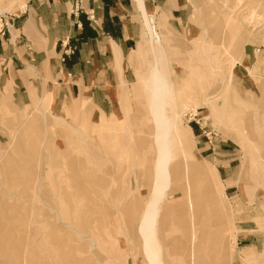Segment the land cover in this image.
<instances>
[{"label": "rangeland", "instance_id": "rangeland-1", "mask_svg": "<svg viewBox=\"0 0 264 264\" xmlns=\"http://www.w3.org/2000/svg\"><path fill=\"white\" fill-rule=\"evenodd\" d=\"M183 6L182 24L138 9L105 112L0 68V264H264V0Z\"/></svg>", "mask_w": 264, "mask_h": 264}, {"label": "crops", "instance_id": "crops-1", "mask_svg": "<svg viewBox=\"0 0 264 264\" xmlns=\"http://www.w3.org/2000/svg\"><path fill=\"white\" fill-rule=\"evenodd\" d=\"M12 1L19 9L18 34L7 40L0 37V68L14 72V84L22 83L21 76L28 71L45 70L53 82L44 89L43 98L49 101L52 94L56 105L72 99L64 103V112L84 96L103 112L111 104L106 91L114 89L108 85L110 79L117 71L126 79L131 72L129 56L141 37L138 9L146 8L179 24L184 20L183 0ZM26 79L32 83L30 76ZM8 82L4 99L11 96Z\"/></svg>", "mask_w": 264, "mask_h": 264}, {"label": "bare ground", "instance_id": "bare-ground-1", "mask_svg": "<svg viewBox=\"0 0 264 264\" xmlns=\"http://www.w3.org/2000/svg\"><path fill=\"white\" fill-rule=\"evenodd\" d=\"M142 8V7H141ZM149 21H150V26H151V29H152V31H153V26H152V19L151 18H149ZM153 33H154V35H155V40H156V42H158L159 41V36H158V34L155 32V31H153ZM155 42V41H154ZM159 84H161L160 82H158V85ZM156 85V84H155ZM154 85V86H155ZM156 88V87H155ZM160 112H162V109H160ZM156 167L157 168H159V167H163V169H164V171H165V165H164V162H163V160H162V155L161 154H159V156H158V160H157V164H156ZM165 174V178H166V180H167V175H166V172H163V170H160V172H158V175H164ZM206 175V174H205ZM164 178V177H163ZM153 220V218H152V214H149L147 211H146V213L143 215V220H142V224H141V226H140V231H142V232H144V230L146 229L145 227H147L146 225L150 222V221H152ZM151 224V223H150ZM149 225V224H148ZM147 241V240H146ZM148 245V244H147ZM148 247L146 246L145 247V250H146V256H148L150 253H152V252H150L149 253V250L147 249ZM153 254V253H152ZM150 256V255H149ZM148 258V257H147ZM150 258H151V256H150ZM153 258H154V256H153ZM155 259V258H154ZM152 261H153V259H152ZM154 262L156 263V261L154 260ZM154 262H152V264L154 263Z\"/></svg>", "mask_w": 264, "mask_h": 264}, {"label": "built area", "instance_id": "built-area-1", "mask_svg": "<svg viewBox=\"0 0 264 264\" xmlns=\"http://www.w3.org/2000/svg\"><path fill=\"white\" fill-rule=\"evenodd\" d=\"M79 4H80V1H77V2L75 3V10L78 9ZM70 51H72V49H69V53H70Z\"/></svg>", "mask_w": 264, "mask_h": 264}]
</instances>
